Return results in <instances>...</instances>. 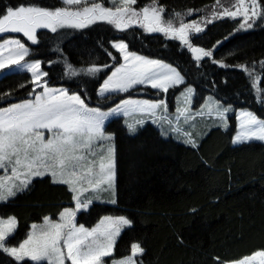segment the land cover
<instances>
[{"label":"trees","instance_id":"trees-1","mask_svg":"<svg viewBox=\"0 0 264 264\" xmlns=\"http://www.w3.org/2000/svg\"><path fill=\"white\" fill-rule=\"evenodd\" d=\"M228 1L220 0L219 6ZM153 2L137 0L136 7ZM155 2L166 9L162 18L166 22L171 20L176 27L188 20H201L207 11L219 7L217 0ZM19 3L62 6L58 0H0V7ZM107 26L94 25L85 31L63 29L56 34L40 30L36 45L20 36L30 50L26 60H40L53 85L61 86L63 82L62 86L75 91L79 83L89 78L69 77L65 64L79 71L111 63L104 49L110 47L113 37L123 38L130 50L150 58L160 57L177 67L185 77L186 86L194 89L196 104L211 97L233 110L247 109L264 119V103L258 102L264 101V68L261 67L264 21H257L252 29L234 35L238 23L228 18L205 23L201 26L205 29L202 33L190 32L193 46L213 50L216 60L230 65L227 69L213 65L207 58L198 65L186 46L178 41H165L161 34H145L136 26L125 32ZM217 41L222 43L217 46ZM236 65L249 68L257 78L256 88L252 87L253 76ZM179 90L171 89L166 96L159 97L150 91L142 95L131 92L130 96L167 97L172 108V95ZM31 91L28 74L4 75L0 78V108L29 98ZM103 102L111 104V100ZM92 103H96L95 97ZM106 131L115 134L119 202L117 205L94 203L89 211L78 215L77 223L91 228L105 215H126L134 221L133 227L123 229L117 238L113 260L130 255L131 243L135 241L142 242L146 248L143 264H213L216 256L231 259L264 246V143L234 147L233 119L228 130L204 129L198 150L183 144L182 137L177 135L171 139L161 137L155 124L146 123L138 134L131 136L124 121L118 119L110 121ZM68 203L69 196L63 186L35 179L30 190L0 204V218L15 217L17 221L10 245L22 242L30 226L41 223L43 217H57L60 206ZM192 209L198 210L195 216ZM10 260L0 252V264ZM12 264L17 262L12 260Z\"/></svg>","mask_w":264,"mask_h":264},{"label":"snow or ice","instance_id":"snow-or-ice-1","mask_svg":"<svg viewBox=\"0 0 264 264\" xmlns=\"http://www.w3.org/2000/svg\"><path fill=\"white\" fill-rule=\"evenodd\" d=\"M108 7L104 3L88 0H62L63 6H43L37 3L8 4L0 7V34H22L32 45L39 43L38 30L70 29L85 31L98 23H107L120 32L133 26L145 34H161L165 41H178L192 54L200 65L207 58L213 65L229 68L224 60H216L213 50L193 46L190 32L199 34L205 29L200 23H181L179 27L162 18L164 7L153 4L137 9V0H119ZM220 0H217L219 6ZM234 8V10H232ZM228 18L238 23L235 32L249 30L257 21H264V0H236L231 7L213 11L206 23ZM239 18V19H238ZM222 41H217V46ZM111 63L92 65L79 71L66 63L69 77H86L71 87L52 84L50 73L43 70L42 62H27L29 47L20 39L12 38L0 44V70L19 65L31 75L32 91L29 98L0 108V202L30 190L35 179L47 180L52 185L63 186L69 196L68 206L61 205L57 217H43V224H33L27 237L18 245L9 241L15 231V217L0 219V252L11 257L17 264H106L104 258L112 255L114 245L123 229L133 227L134 221L126 215H105L92 228L77 223L80 212L89 211L95 201L117 205V157L115 134L107 133L106 122L113 117H129L139 113L151 118L158 125L159 135L171 139L182 135V142L199 149L202 136L183 131L162 120L158 115L167 109L165 99H133L131 92L143 86L155 90L157 96H165L171 89L186 84L185 77L171 63L160 57L150 58L129 48L123 38L113 37L110 47L105 48ZM114 50V51H113ZM24 62L21 64V62ZM253 76L252 87L256 88L254 74L246 65H236ZM264 68V61H261ZM227 81L225 80V83ZM91 85V91L89 90ZM192 87H185L177 96L183 97L185 105L191 103ZM259 97V90L257 91ZM128 96L129 98H124ZM96 98L93 105L92 100ZM111 100V104L103 101ZM118 101V102H117ZM264 103V101H259ZM209 113H215L217 130L230 127L226 114L231 106L224 107L209 97L204 105ZM177 120L188 119L187 107H177ZM236 130L231 144L243 146L252 142H264V119L252 111L242 110L236 114ZM146 124L144 118L135 122L125 121L127 133L135 136ZM11 172V176L7 173ZM107 195L108 199L103 197ZM197 209H192L195 216ZM183 244V238L180 239ZM146 248L142 242L131 243L130 255L113 264H143ZM12 260L7 264H12ZM213 264H264V246L249 254L231 259L216 256Z\"/></svg>","mask_w":264,"mask_h":264},{"label":"rangeland","instance_id":"rangeland-1","mask_svg":"<svg viewBox=\"0 0 264 264\" xmlns=\"http://www.w3.org/2000/svg\"><path fill=\"white\" fill-rule=\"evenodd\" d=\"M58 1H60L62 3V0H58ZM88 2L89 3L100 2V3H104L105 6H108V7H112L111 5L114 4L113 0H88ZM235 2H236V0H229L228 2H226L225 5H224V2H223V3H221V5L219 7H216L215 10L211 9V10L207 11L206 14L204 16H202L201 20H198V21L195 20V21L199 22L200 25L202 26V25H204L206 23L205 22L206 20L211 19L213 11H222L225 6L231 7V5L234 4ZM118 4H119V0H115V5H118ZM232 10H234V8ZM188 22L192 23L191 20H188L187 23ZM97 25L105 26V25H108V24L107 23H98ZM108 26H109V28H112L114 31H118V30H116L114 28V26H111V25H108ZM177 27H179V26H177ZM38 31H40V30H38ZM20 36L24 40H26L22 36V34H0V44H2L5 40L12 39V38L20 39L21 42L23 43V41H22ZM26 58L27 57H25V60H26ZM27 62L31 63L30 61H27ZM23 63L24 62L22 61L21 64H23ZM17 73H26V74H28L30 76V79H31L30 73H28L26 70H23L21 68V66H19V65H12V66H9L6 69L0 70V78L3 77L4 75L17 74ZM185 87H189V86H186V84L183 85V86H178L177 88L180 89V90L176 94L172 95V101H173L172 108H170L169 104L167 103V97L163 98V99L166 100L167 109L166 110H161L160 112H158V115L166 117L167 120H162L161 123H164L165 127H167V122L170 121L172 125L179 127L183 131L191 132L192 130H195V132L200 134V135L203 134V130L204 129H205V131H207L210 128L216 127V124L218 123V121H217L215 113H209L207 108L204 107L205 102L208 101L209 97H206L201 103L196 104L195 103V93H193L192 97H191V103L190 104L185 105V103H183V97H181L180 102L177 101L176 97L180 96V93L184 91ZM144 91L145 92H149L150 91V92L156 93L155 90H153L151 88L144 89L143 86H141L140 89L133 91V93L136 92L135 94H137V95L146 94V93H144ZM162 95H164V94H162ZM133 99H148V98H146V97L145 98L144 97H136V98H133ZM212 100H214V99H212ZM177 107H180V108L187 107L188 113H190V115L188 116L187 120H185V118L183 116H181L180 119L177 120V115H178L177 111H176ZM224 107H227V106H224ZM242 110H247V109H239V110H233L232 109V111H230L229 113L226 114V119L228 120L229 125H230L231 119H233L235 130H236V123H237L236 122V118H235L236 114H237V112L242 111ZM140 118H144L146 120V123L153 124L151 122V118H149V117H141V114L135 113V114L130 115L129 117H124L123 115H121L119 117L110 118V120L108 122H106V126L111 120L122 119L124 121V125H125V121L126 120L128 122H135L136 119H140ZM125 127H126V125H125ZM182 135H183V133H181L179 135V137H182ZM262 143H264V142H262ZM5 175L6 174H5L4 170H0V177H4ZM7 175L11 176V172L9 171L7 173ZM107 197L108 196L105 195L103 198L107 199ZM13 199L14 198H10L9 201H11ZM9 201H7V202H9ZM7 202H0V204H4V203H7ZM94 203H101V202L100 201H95ZM85 212H87V211H85ZM80 213H78V215ZM0 219L7 220V218H0ZM77 222H78V216H77ZM42 224H43V220H42L41 223H38L37 225L39 226V225H42ZM31 226H30V229H29L28 233L32 230ZM112 256H113V253H112L111 256L104 258L106 264H113ZM117 261H119V260H117ZM44 264H48V262L44 261ZM69 264H70V262H69Z\"/></svg>","mask_w":264,"mask_h":264}]
</instances>
